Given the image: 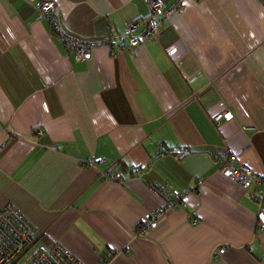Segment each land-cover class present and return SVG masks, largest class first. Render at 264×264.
Instances as JSON below:
<instances>
[{"label":"crops","instance_id":"crops-1","mask_svg":"<svg viewBox=\"0 0 264 264\" xmlns=\"http://www.w3.org/2000/svg\"><path fill=\"white\" fill-rule=\"evenodd\" d=\"M148 1L57 3L69 36L99 43L141 24ZM161 1L181 6L158 41L78 61L28 3L0 0V210L13 205L41 232L36 250L61 244L82 264L109 251L120 253L110 264H264L263 190L223 175L229 150L264 175V0ZM226 110L233 121L211 122ZM198 179L133 235L164 205L152 185Z\"/></svg>","mask_w":264,"mask_h":264},{"label":"built area","instance_id":"built-area-1","mask_svg":"<svg viewBox=\"0 0 264 264\" xmlns=\"http://www.w3.org/2000/svg\"><path fill=\"white\" fill-rule=\"evenodd\" d=\"M38 12L40 19L46 20L52 32L58 37L66 48L68 54L74 55L78 61H88L92 58L93 51L99 47H106L112 55L122 51L133 52L147 41H158L161 29L181 6L177 2L173 7L166 8L161 0L148 1L149 14L141 23L130 22L125 31L115 37L114 29L109 27V38L99 43H89L69 36L63 29L60 22V12L57 0H23ZM213 124L231 122L234 114L226 110L210 118ZM1 150V149H0ZM163 154H168L165 150ZM235 159L234 153L230 150L223 158V175L240 184L245 190L252 187L263 190L262 195L254 196L255 200L261 202L264 199V175L255 173L247 166H236L232 162ZM110 180H116V175L109 174ZM204 179H198L195 186L184 191L166 192L157 185L151 189L159 197L164 199V205L147 213L143 219L132 230L135 237L146 236L169 210L177 209L184 204L185 198L198 192L204 185ZM193 220L192 224H196ZM259 229H264V209L258 213ZM41 236V232L35 229L24 215L13 205L7 204L0 210V264H82L80 260L71 254L63 245L55 244L48 251L35 250L34 245ZM129 253V251H125ZM225 252V248L216 250V256ZM116 251H109L101 258L99 264H110L112 259L119 255ZM21 262V263H20Z\"/></svg>","mask_w":264,"mask_h":264},{"label":"rangeland","instance_id":"rangeland-1","mask_svg":"<svg viewBox=\"0 0 264 264\" xmlns=\"http://www.w3.org/2000/svg\"><path fill=\"white\" fill-rule=\"evenodd\" d=\"M37 247H38V246H36V247L31 251V253L34 252V251L37 249ZM20 263H21V262H20Z\"/></svg>","mask_w":264,"mask_h":264},{"label":"trees","instance_id":"trees-1","mask_svg":"<svg viewBox=\"0 0 264 264\" xmlns=\"http://www.w3.org/2000/svg\"><path fill=\"white\" fill-rule=\"evenodd\" d=\"M45 242H46V241H45ZM46 245L49 247L51 244H49V243L46 242Z\"/></svg>","mask_w":264,"mask_h":264},{"label":"water","instance_id":"water-1","mask_svg":"<svg viewBox=\"0 0 264 264\" xmlns=\"http://www.w3.org/2000/svg\"><path fill=\"white\" fill-rule=\"evenodd\" d=\"M43 250L48 251L49 249L48 248H43Z\"/></svg>","mask_w":264,"mask_h":264}]
</instances>
